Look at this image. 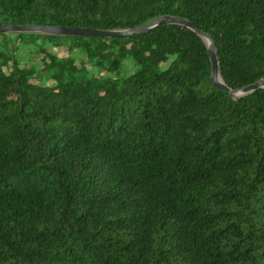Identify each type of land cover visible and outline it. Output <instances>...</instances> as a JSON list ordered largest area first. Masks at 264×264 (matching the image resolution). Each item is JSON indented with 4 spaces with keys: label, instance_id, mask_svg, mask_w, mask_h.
<instances>
[{
    "label": "trees",
    "instance_id": "1",
    "mask_svg": "<svg viewBox=\"0 0 264 264\" xmlns=\"http://www.w3.org/2000/svg\"><path fill=\"white\" fill-rule=\"evenodd\" d=\"M165 15L211 36L229 88L264 78V0H0L8 25L124 30ZM6 38L0 264H264V89L231 98L205 42L175 24L15 33L39 67Z\"/></svg>",
    "mask_w": 264,
    "mask_h": 264
},
{
    "label": "water",
    "instance_id": "2",
    "mask_svg": "<svg viewBox=\"0 0 264 264\" xmlns=\"http://www.w3.org/2000/svg\"><path fill=\"white\" fill-rule=\"evenodd\" d=\"M180 25L185 26L194 31L204 42L208 40L209 44H206L209 61H210V79L212 83L227 93L231 98L237 99L248 94H251L260 89H264V78L255 81L249 85L243 86L239 89H231L226 86L219 75V57L217 49L209 34L203 32L196 23L187 20L182 17L165 15L157 18L146 24L135 26L124 30H102L96 28L87 27H65V26H50V25H8L0 24V34L9 33H40L48 35L59 36H98V37H118V36H132L135 34L146 33L160 26L165 25Z\"/></svg>",
    "mask_w": 264,
    "mask_h": 264
},
{
    "label": "rangeland",
    "instance_id": "3",
    "mask_svg": "<svg viewBox=\"0 0 264 264\" xmlns=\"http://www.w3.org/2000/svg\"><path fill=\"white\" fill-rule=\"evenodd\" d=\"M7 41L10 43V46H17V50L15 52L17 59L21 63V65H34L35 67H39V64L41 62V55L35 51V47L31 45H21L18 43L17 39L14 38L15 33H9L5 34ZM48 48L58 54H64L65 49L64 48H55L48 46ZM75 57L79 58L82 57V54L79 51H76L74 54ZM123 72L125 75H128L133 71L132 62L131 61H125V65L123 68ZM97 74H102V72L98 70H94Z\"/></svg>",
    "mask_w": 264,
    "mask_h": 264
},
{
    "label": "bare ground",
    "instance_id": "4",
    "mask_svg": "<svg viewBox=\"0 0 264 264\" xmlns=\"http://www.w3.org/2000/svg\"><path fill=\"white\" fill-rule=\"evenodd\" d=\"M205 42H206V44H209L208 40H206Z\"/></svg>",
    "mask_w": 264,
    "mask_h": 264
}]
</instances>
